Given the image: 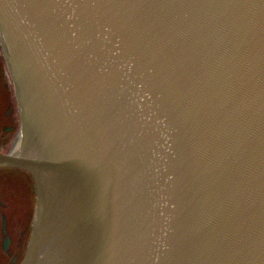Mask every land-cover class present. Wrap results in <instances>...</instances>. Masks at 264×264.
Wrapping results in <instances>:
<instances>
[{"label": "water", "instance_id": "water-1", "mask_svg": "<svg viewBox=\"0 0 264 264\" xmlns=\"http://www.w3.org/2000/svg\"><path fill=\"white\" fill-rule=\"evenodd\" d=\"M0 52L20 264H264V0H0Z\"/></svg>", "mask_w": 264, "mask_h": 264}, {"label": "flooded vegetation", "instance_id": "flooded-vegetation-1", "mask_svg": "<svg viewBox=\"0 0 264 264\" xmlns=\"http://www.w3.org/2000/svg\"><path fill=\"white\" fill-rule=\"evenodd\" d=\"M10 85L2 83V88L8 91L6 103L9 104L0 117V131H3L0 142L6 143L4 148L0 147L2 152L11 148L20 124L16 98ZM6 134L12 135L8 147ZM34 209L35 188L30 174L19 168L0 167V264L21 262L30 236Z\"/></svg>", "mask_w": 264, "mask_h": 264}, {"label": "rangeland", "instance_id": "rangeland-1", "mask_svg": "<svg viewBox=\"0 0 264 264\" xmlns=\"http://www.w3.org/2000/svg\"><path fill=\"white\" fill-rule=\"evenodd\" d=\"M5 82L6 83H10L11 84L10 86L12 87V83H11V79H10V76H9V73H8V69H7L6 65H5V62H4L3 58H2V61L0 60V97H2L0 99V114H1L0 117H3V114L6 111V108L9 107V104L6 103L7 96H8V91L4 87L2 88V83H5ZM12 92H13V88H12ZM0 133H3V131H0ZM11 138H12V135H7L6 134V140L5 141L7 142V147H8V144H9V141H10ZM5 145H6V143H1L0 142V147L1 148H4Z\"/></svg>", "mask_w": 264, "mask_h": 264}]
</instances>
